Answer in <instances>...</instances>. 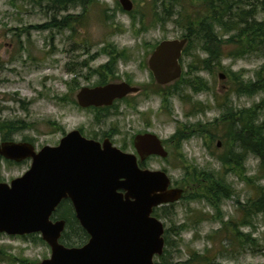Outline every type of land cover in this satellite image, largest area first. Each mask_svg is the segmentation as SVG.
Instances as JSON below:
<instances>
[{
	"label": "rangeland",
	"instance_id": "1",
	"mask_svg": "<svg viewBox=\"0 0 264 264\" xmlns=\"http://www.w3.org/2000/svg\"><path fill=\"white\" fill-rule=\"evenodd\" d=\"M131 1V12L123 11L118 0H96L85 12L81 6L56 12L46 0H0V128L8 124L22 127L9 140L32 143L37 150L56 146L72 130L81 131L85 137L116 130L112 143L119 148L130 144L131 136L138 132L154 133L168 156L152 157L144 167L165 171L173 187L189 185L196 172L221 179L232 189L231 198L220 205L219 211L202 200L181 199L172 207H159L170 208L158 218L165 231L186 225L177 234L167 236V261L182 263L191 252L208 249L212 256L218 254L220 264H264V225L260 216L248 220L249 225L239 226V231L253 240L243 245L232 243V230L222 224L241 222L237 203H245L258 186L264 187V178L257 179L259 162L248 156L244 173L224 175L218 158L228 148L226 129L221 124L213 127L226 113L222 105L242 111L264 103V91L237 96L232 90V75H240L243 81L256 80L257 73L264 69V49L235 57L236 46L226 43L230 34H224L220 38L225 43L221 64L213 65L212 72H208L203 63L208 55L202 51V43L194 39L181 60V77L159 86L147 65L152 50L162 40L186 35L188 18L196 21L203 17L209 1ZM163 10L170 11L168 18ZM68 15L79 17V22L69 29L48 27L53 18L60 22ZM256 20L264 22V13L259 12ZM112 55L116 61L111 71L105 70L106 81L128 82L142 93L116 103L101 124H95L99 110L81 109L75 95L81 87L97 85L100 76L93 70L110 65ZM259 121L264 122V106ZM179 130L186 139L177 146L173 136ZM29 165L30 160L14 163L0 157V183L21 176ZM81 238L76 226H68L61 243L77 247ZM49 256L50 249L38 234L0 233V264H34ZM160 262L155 259V263Z\"/></svg>",
	"mask_w": 264,
	"mask_h": 264
},
{
	"label": "water",
	"instance_id": "2",
	"mask_svg": "<svg viewBox=\"0 0 264 264\" xmlns=\"http://www.w3.org/2000/svg\"><path fill=\"white\" fill-rule=\"evenodd\" d=\"M131 11V0H118ZM186 39H165L151 52L147 65L156 84L169 85L181 77L179 62ZM220 79L224 75L219 74ZM139 88L113 82L76 94L80 107L110 106ZM140 160L168 156L153 133L134 140ZM0 157L29 168L9 183H0V233L9 236L39 234L50 249L49 258L34 264H156L162 256L164 225L156 208L181 200L184 190L173 187L165 171L139 167L134 155L83 137L66 133L56 146L39 150L29 142H0ZM68 199L79 225L89 239L81 247L59 242L64 222L53 223L51 214Z\"/></svg>",
	"mask_w": 264,
	"mask_h": 264
},
{
	"label": "trees",
	"instance_id": "3",
	"mask_svg": "<svg viewBox=\"0 0 264 264\" xmlns=\"http://www.w3.org/2000/svg\"><path fill=\"white\" fill-rule=\"evenodd\" d=\"M51 4V10L53 11H69L72 8L81 6L83 12H85L88 6L96 3V0H46ZM209 1L208 8L203 17H199L196 21L194 18L189 17L187 25V38L191 42L196 39L199 43H202V51L208 56L203 61L204 68L208 72H212L213 65L219 66L221 64V48L225 44L221 42V36L224 34H230L226 43H230L236 46L235 57H242L246 53L259 51L258 49H264V22L256 20V16L259 12L264 13V0H207ZM167 10V9H166ZM163 10V13L169 17L170 11ZM77 16H65L60 22L52 19L48 27L51 28H71L72 24L79 22ZM134 21V18L131 17ZM78 20V21H77ZM38 29L39 27H35ZM219 29V32H217ZM219 35V36H218ZM119 57V54H117ZM116 57L112 55L111 64L101 67V71L93 70L95 74H98L99 81L97 85L105 84L106 76L105 70L111 71L110 66L114 65ZM84 63V62H82ZM82 66H85L82 64ZM111 66V67H112ZM191 69V67H190ZM233 76V92L240 95H254L260 91H264V69L257 73L256 80L243 81L240 75ZM196 88H194L195 90ZM264 103L256 105L253 108L234 111L232 108H228L226 105L220 106L224 108L226 113L214 123V128H218L221 124L226 129L224 135L225 144L228 145L227 151L222 157L218 158L221 166L224 170V175L233 174L237 176L238 173H244V163L248 156H253L259 162L257 171L258 178H264V122L259 121V114L263 110ZM113 108V107H111ZM15 126V127H14ZM8 124L7 126L0 128V133L3 134V138L6 140L11 139L14 133H16L22 127ZM210 136L213 139L214 136ZM172 139V138H171ZM186 136L180 130L175 133L173 140L177 141L176 145L185 140ZM167 158V157H166ZM263 173V174H262ZM191 184V185H190ZM183 188L185 190L181 199L205 201L210 207L219 211L220 205L227 199L231 198L232 189L223 183L221 179H215L208 174L193 172L189 180V185L186 183ZM188 196L185 197V194ZM185 197V198H184ZM173 204L168 207H172ZM238 211L242 215V220L237 222L228 221L222 223L224 228L232 230L233 237L229 238L231 242L238 241L241 245L249 241H253L249 236L239 231V226L249 225L248 220L253 216H260L264 225V187L258 186L255 190L254 196L249 198L245 203H237ZM170 208H156L153 212L157 218L165 216V210ZM167 216V215H166ZM71 228L77 227L81 232L82 245L85 241L84 231L81 230L76 221H68ZM186 227L183 224L176 231L171 229L170 231L164 230L165 246L169 247L168 235L175 233ZM224 232H227L226 230ZM66 241V240H65ZM212 250H206L203 253L191 252L189 258L182 263L178 264H220L218 260V254L212 256ZM167 254L165 248L162 256L159 259L161 262L156 264H177L170 263L165 258ZM24 263V262H23ZM22 263V264H23Z\"/></svg>",
	"mask_w": 264,
	"mask_h": 264
},
{
	"label": "flooded vegetation",
	"instance_id": "4",
	"mask_svg": "<svg viewBox=\"0 0 264 264\" xmlns=\"http://www.w3.org/2000/svg\"><path fill=\"white\" fill-rule=\"evenodd\" d=\"M122 8V7H121ZM123 10V9H122ZM125 12H131V11H125ZM187 35H188V33H186V35H184L183 37H181L180 39H186V44H185V46L183 47V49H182V52H181V56H180V59H179V62H180V64H181V60H182V58H183V56H184V53L188 50V44L190 43V39L189 38H187ZM156 47V46H155ZM154 47V48H155ZM190 47V46H189ZM201 49H202V46H201ZM153 51V50H152ZM80 66H82V63H80ZM84 67H86V66H84ZM181 67H182V65H181ZM122 82H124V81H122ZM108 83H112V82H106L105 84H102V85H93L92 87H87V88H94V87H97V86H103V85H106V84H108ZM126 83H128V82H126ZM129 84V83H128ZM130 85V84H129ZM130 86H133V85H130ZM160 86V85H159ZM165 86H167V85H165ZM165 86H162V87H165ZM81 88H83V87H81ZM80 88V89H81ZM139 88V87H138ZM80 89H79V91H80ZM78 91V92H79ZM77 92V93H78ZM76 93V94H77ZM140 93H142L141 92V89L139 88V90H138V92H136V93H131V94H127L125 97H123L122 99H118V100H115L113 103H112V105H110V106H99V107H95V106H89V107H80L79 105H78V103H77V101H76V103H77V105L81 108V109H83V110H93V112H97V110H99V112H97V114L95 115V117H94V123L95 124H101V120L102 119H104L108 114H107V111L108 110H110V109H114V108H111V107H113L116 103H122V102H127L129 99H131V98H135L137 95H140ZM75 99H76V95H75ZM77 131H79V130H77ZM79 133L83 136V137H85L82 133H81V131H79ZM112 133H114V134H117L118 132H116V130H114V131H112ZM112 133H106V132H104V133H102V132H97V133H93L94 134V136H88V137H85L86 139H89V140H94V141H96V142H98L100 145H102L103 144V142L105 141V140H109V142L112 144V146H114V147H117V146H115L113 143H112V137H113V134ZM145 133H147V132H143V133H140V132H138V133H136L134 136L132 135L131 136V139L129 140L130 141V144H128V145H123L121 148H119V147H117L119 150H121L122 152H124V153H128V154H132V155H134L135 156V158L137 159V163H138V166L139 167H144V163L148 160V159H150V158H152V157H157V156H149V157H147L146 159H145V161H142L141 162V160H140V156H139V154H138V152H137V149L135 148V145H134V140H135V137L137 136V135H142V134H145ZM149 133H152V132H149ZM154 134V133H153ZM3 141H12V140H6V139H4V138H1L0 137V142H3ZM59 143V142H58ZM171 143H173V142H171ZM58 145V144H57ZM162 145H163V142H162ZM217 147H220V143L218 142L217 144ZM163 147H164V145H163ZM165 149V148H164ZM166 151V150H165ZM168 153V152H167ZM159 158V157H158ZM8 161V160H7ZM26 161V160H25ZM10 162H13V161H10ZM23 162V161H22ZM14 163H16V162H14ZM31 163V162H30ZM30 166V165H29ZM29 168V167H28ZM144 168H146V167H144ZM183 189V188H182ZM184 190V189H183ZM184 192H185V190H184ZM171 205V204H170ZM168 206V205H167ZM50 220L53 222V223H55V222H58V221H63L64 222V230H63V232L61 233V237H60V240H59V242L61 243V239H62V237H63V235H64V232H65V230L67 229V227L69 226V224H68V221H76L77 222V224H78V226H79V228L81 229V230H83L82 229V227L79 225V222H78V220L76 219V216H75V212H74V209H73V206H72V204H71V202L68 200V199H65V200H62L58 205H57V207L54 209V211L52 212V214H51V217H50ZM72 229H74V227L72 228ZM84 231V230H83ZM84 234L86 235L85 236V242L82 244V245H80V246H77V247H81V246H83L85 243H87V241H88V239H89V236L87 235V233L84 231ZM30 235H32V234H30ZM39 235V234H38ZM40 236V235H39ZM41 238V237H40ZM62 244V243H61ZM64 245V244H63ZM48 246V245H47ZM66 246V245H65ZM68 247V246H67ZM70 247V246H69ZM72 247H75V246H72Z\"/></svg>",
	"mask_w": 264,
	"mask_h": 264
}]
</instances>
